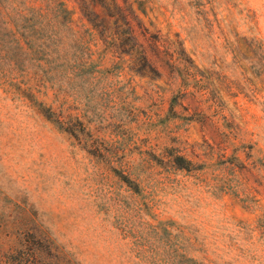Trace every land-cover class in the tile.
I'll return each instance as SVG.
<instances>
[{"label": "rangeland", "instance_id": "1", "mask_svg": "<svg viewBox=\"0 0 264 264\" xmlns=\"http://www.w3.org/2000/svg\"><path fill=\"white\" fill-rule=\"evenodd\" d=\"M0 264H264V0H0Z\"/></svg>", "mask_w": 264, "mask_h": 264}]
</instances>
